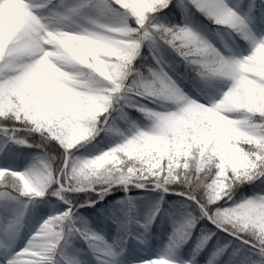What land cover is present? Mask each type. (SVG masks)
<instances>
[{"label":"snow or ice","instance_id":"snow-or-ice-1","mask_svg":"<svg viewBox=\"0 0 264 264\" xmlns=\"http://www.w3.org/2000/svg\"><path fill=\"white\" fill-rule=\"evenodd\" d=\"M177 8L181 22L160 18ZM195 13L232 45L219 28L220 46L209 41ZM262 50L264 0H0V150L59 145L22 170L0 167V264H122L128 238L146 243L158 214L171 224L170 254L129 264H200L202 252L203 264H264ZM188 73L199 98L174 78ZM132 109L148 123L132 121ZM98 136L114 142L77 152ZM244 184L259 190L234 198ZM130 185L160 193L143 220ZM118 189V201L93 207ZM166 193L181 199L163 209ZM37 204L51 211L17 248ZM80 210L115 224L112 239Z\"/></svg>","mask_w":264,"mask_h":264},{"label":"trees","instance_id":"trees-1","mask_svg":"<svg viewBox=\"0 0 264 264\" xmlns=\"http://www.w3.org/2000/svg\"><path fill=\"white\" fill-rule=\"evenodd\" d=\"M259 3V0H257ZM176 4V0H173V5ZM165 12L167 10H164ZM161 19H166L168 22H176L179 23L180 21V11L177 8L175 11V19L173 17H165L163 13L160 14ZM191 24L193 27L197 28L199 31L203 33V35H207L210 33H214L216 29L219 28V26L212 24L210 21L205 20L203 16H201L199 13H195L191 17ZM219 31L222 32L224 36H226L228 39L229 35L228 33L223 29L219 28ZM238 42L241 44L242 47H247L243 41L239 40L237 38ZM177 59H179L177 57ZM177 71H183L182 65L177 68ZM188 76L190 79H188V83L191 85H199L198 81H195L191 79L192 74L188 73ZM145 103H148L150 107H153L155 110H163L161 105L163 104H170L171 102L168 101H158L156 104H152L149 101H145ZM129 117L132 121L135 123L137 120L133 117H137L139 120H145L147 119L144 117L141 113L135 111L134 109L129 110ZM100 136H104V133H101ZM100 136L96 137L94 141L91 143L85 144L83 147L78 148L77 150H81L84 153L88 155H92L97 153L101 147H108L111 143H113V139L111 138H105L104 141H100ZM29 140H32L33 142H38L43 144V140L37 133H33L32 136L28 137ZM3 136L0 135V143H3ZM99 142V143H98ZM95 145V147H94ZM59 149V145L53 146V144H44L43 149L38 147H24V146H17L15 144L9 143L7 146L3 148V150H0V167L10 166L13 168H16L17 170H22L26 167H28L30 164L37 163L38 160L37 157H43L44 153H50L55 154L57 153V150ZM55 163V162H53ZM258 183V182H257ZM255 187V184H244L239 189L235 191V197L239 198L241 195L243 196H250L255 191H258ZM70 195L75 196L77 198H84L89 197L92 198L95 196V193H89V192H76L71 193ZM125 195L124 191L122 189H118L116 191H111L107 195H105L104 199L102 201H97V205H94L93 207H97L100 205L110 204L113 202H116L119 200L120 197H123ZM127 195L132 196L136 198V207L139 206V210H136V214L138 218L143 220V214L144 211L140 207L142 204L141 200L142 198H149L153 199L154 201L159 197L160 193L155 191H150L149 189H137L133 186H129V190ZM165 199L162 202L163 209H167L169 207V202L180 200L181 197L177 196L175 193H166ZM55 199V198H52ZM152 208V207H151ZM51 210L48 208L46 204H37L36 206V212L33 213L31 210L25 215L24 218V227L21 229L22 234L25 232V224L30 227H37L38 224L41 222V220L49 214ZM82 215H85L88 217V219L91 221L92 227L95 228L97 231L103 232L104 236L107 240H111L112 237L115 235L116 232V225L113 224L111 221H100L97 219L99 214L97 213L95 216L87 211L80 210ZM103 223V228L101 229V224ZM132 230L135 228H138L136 225H131ZM171 232V224L169 223L167 217H164L163 220H161V216L158 214L156 220L153 221L152 225L150 226L149 232L146 237V243L137 242L136 240L132 238H128L127 245H126V251L125 253L120 257L122 264H129L130 260H139V259H148L150 257L159 255V254H170L168 253V249H166L165 245L168 242V235ZM193 240H189L188 243L184 246L185 249L188 251L191 250V246L193 244ZM78 246L83 247V242H78ZM183 253V249L181 250ZM207 258L206 252H202L200 256L197 257V260L200 261V264H203V260ZM90 259V258H89Z\"/></svg>","mask_w":264,"mask_h":264},{"label":"rangeland","instance_id":"rangeland-1","mask_svg":"<svg viewBox=\"0 0 264 264\" xmlns=\"http://www.w3.org/2000/svg\"><path fill=\"white\" fill-rule=\"evenodd\" d=\"M207 39L209 41H211L215 46L219 47L220 46V42L219 40L214 36V35H209L207 37ZM225 41L231 46L232 44L229 43V41L224 38ZM231 42H232V39H231ZM236 44L239 45V51L240 52H244L246 54V51H247V47L244 48L240 45V43L238 41H236ZM170 72V74H173L171 73V70L169 69L168 70ZM174 75V74H173ZM174 78L177 79V82L180 84V86L183 88V90L185 91V93H187L190 97L192 98H199L197 96V88L200 86V85H191L188 83L187 80H184V79H181L179 77H175ZM136 120H137V124L140 125V126H144L145 124H147L148 122H146L145 120H139L137 117L133 116ZM81 148V147H80ZM77 152L80 154V155H88L86 153L83 154V152L81 150H77ZM142 204L140 205V207L143 209L144 211V217H146L147 213L149 212V209L153 206L154 204V200L151 198H145L141 200ZM139 206L136 207V210H139ZM38 227V226H37ZM37 227H30L28 225L25 224V233L22 234V232L20 233V236L18 237L17 241H16V247L19 248V247H23L24 243L26 242V240L28 239V237L36 230ZM134 234L136 236H139L140 237V240H144V234H143V230L140 228V229H136V230H133Z\"/></svg>","mask_w":264,"mask_h":264},{"label":"clouds","instance_id":"clouds-1","mask_svg":"<svg viewBox=\"0 0 264 264\" xmlns=\"http://www.w3.org/2000/svg\"><path fill=\"white\" fill-rule=\"evenodd\" d=\"M262 55H264V50H262Z\"/></svg>","mask_w":264,"mask_h":264}]
</instances>
